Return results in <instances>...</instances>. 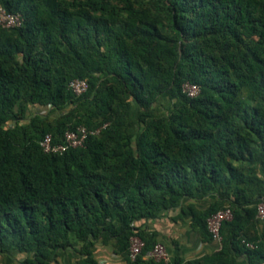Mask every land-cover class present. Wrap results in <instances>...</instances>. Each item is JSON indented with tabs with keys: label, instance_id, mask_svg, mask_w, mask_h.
<instances>
[{
	"label": "trees",
	"instance_id": "trees-1",
	"mask_svg": "<svg viewBox=\"0 0 264 264\" xmlns=\"http://www.w3.org/2000/svg\"><path fill=\"white\" fill-rule=\"evenodd\" d=\"M0 256L97 264V242L129 264H264V0H0ZM85 80L73 95L68 83ZM199 86L189 98L182 85ZM48 107L45 114L32 108ZM81 148L44 154L64 132ZM184 201H187L184 204ZM209 201L204 208L196 204ZM181 208L203 241L224 208L220 248L156 262L135 223ZM144 247L128 259L129 240Z\"/></svg>",
	"mask_w": 264,
	"mask_h": 264
},
{
	"label": "crops",
	"instance_id": "crops-1",
	"mask_svg": "<svg viewBox=\"0 0 264 264\" xmlns=\"http://www.w3.org/2000/svg\"><path fill=\"white\" fill-rule=\"evenodd\" d=\"M187 201H184L186 204ZM209 201L196 204L199 208L207 206ZM140 231L152 235L156 242L163 245L169 261L178 259L188 261L212 254L220 248V243L213 240L203 241L200 235L191 227V217L176 208L162 215L135 223ZM28 257L25 253L11 251L0 256V264H24ZM93 258L97 264H129L127 260L114 252L110 244L96 243ZM78 255L68 250L57 258L56 264H78Z\"/></svg>",
	"mask_w": 264,
	"mask_h": 264
},
{
	"label": "built area",
	"instance_id": "built-area-1",
	"mask_svg": "<svg viewBox=\"0 0 264 264\" xmlns=\"http://www.w3.org/2000/svg\"><path fill=\"white\" fill-rule=\"evenodd\" d=\"M23 24V17L18 13H9L2 6H0V26L4 29L18 28ZM88 85L85 80L73 79L68 83L69 91L75 96H81L87 91ZM182 93L189 98H194L200 93V88L191 83H184L182 85ZM11 123L0 125L1 128L10 126ZM106 125L93 130H88L83 126H78L74 130L64 132L61 142L54 143L52 137L47 134L39 142V146L44 154H62L70 149L81 148L89 136L98 135L100 130ZM231 219V212L228 208H224L212 214L206 219L207 231L213 241L220 243V226L223 221ZM256 219L264 222V201H261L256 206ZM144 247L143 241L137 237L132 236L129 240L128 259L134 261L137 256L141 254ZM144 258L156 262H168L169 256L162 244L156 243L144 255Z\"/></svg>",
	"mask_w": 264,
	"mask_h": 264
},
{
	"label": "rangeland",
	"instance_id": "rangeland-1",
	"mask_svg": "<svg viewBox=\"0 0 264 264\" xmlns=\"http://www.w3.org/2000/svg\"><path fill=\"white\" fill-rule=\"evenodd\" d=\"M32 110L35 112H40L42 114H45L48 110V107H37V108H32Z\"/></svg>",
	"mask_w": 264,
	"mask_h": 264
}]
</instances>
